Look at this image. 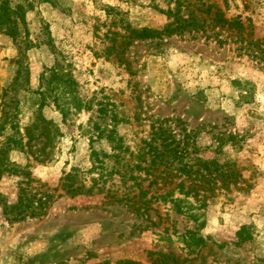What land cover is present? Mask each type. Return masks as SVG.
<instances>
[{
  "label": "rangeland",
  "instance_id": "obj_1",
  "mask_svg": "<svg viewBox=\"0 0 264 264\" xmlns=\"http://www.w3.org/2000/svg\"><path fill=\"white\" fill-rule=\"evenodd\" d=\"M33 2L0 26V264H264V0Z\"/></svg>",
  "mask_w": 264,
  "mask_h": 264
},
{
  "label": "trees",
  "instance_id": "obj_2",
  "mask_svg": "<svg viewBox=\"0 0 264 264\" xmlns=\"http://www.w3.org/2000/svg\"><path fill=\"white\" fill-rule=\"evenodd\" d=\"M25 2H23V0H15V2L13 0H0V26H7L9 27L10 31H12L13 33L17 32V22L19 21H23V23L25 22V16H26V10L28 8H31L34 4L33 0H24ZM44 1H48V0H44ZM14 5H13V3ZM27 4V6H26ZM12 29V30H11ZM54 76H56L58 74L57 71H52ZM61 77H56V79H60ZM70 80L65 81L66 84H68L69 86L68 89H66L64 91L65 97L63 98L60 95L61 99H66V102H63L62 104H59V109L63 115L64 118H67V116L70 115V107L73 106L74 108L77 109L78 111H82L83 109H89V107H87V103L84 102V100L79 96V94L77 93V90L74 86V84L72 82H69ZM42 95L45 96V93H42ZM59 99V98H58ZM86 103V104H85ZM97 128V126H96ZM100 129V128H99ZM105 130H101V132L99 133L100 135H104ZM100 138V136H99ZM92 156L97 157L98 153L93 152ZM72 177V176H69ZM180 199H176L174 202L178 203L180 202ZM131 264H142L139 262H131Z\"/></svg>",
  "mask_w": 264,
  "mask_h": 264
}]
</instances>
